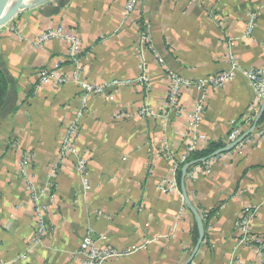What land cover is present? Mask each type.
<instances>
[{
  "label": "crops",
  "instance_id": "1",
  "mask_svg": "<svg viewBox=\"0 0 264 264\" xmlns=\"http://www.w3.org/2000/svg\"><path fill=\"white\" fill-rule=\"evenodd\" d=\"M128 1L49 0L22 11L0 29V61L10 81V100L0 114L2 261L25 253L34 234L30 195L18 176L16 144L32 156L28 174L35 189L53 183L43 201L48 206L47 234L21 264H77L71 256L88 231L102 238L101 247L145 245L108 264H185L190 257L196 223L180 186L179 192L167 189L172 171L163 149L178 159L192 144L194 151L229 145L230 124L252 107L253 93L236 76L205 92L183 89L179 116L168 115L164 125L161 118L139 117L137 111L144 104L162 114L169 72L189 79L214 76L228 69L230 54L245 69L264 70V0H137L130 14L125 11ZM250 15L255 28L246 36ZM145 23L150 25L152 49L140 43ZM58 25L80 40L84 81L134 82L109 89L111 100L86 98L75 144L86 160L87 191L75 159L59 156L65 128L82 106L83 91L71 81L34 91L42 69L71 77L65 42L32 46L39 32ZM142 66L148 73V90L136 83ZM201 98L198 131L206 138L202 143L190 132ZM262 130L264 121L232 151L189 169L185 188L192 205L202 214L214 212L190 264H264V136L258 135ZM55 164L59 174L52 179ZM246 208H258L250 227L253 238L263 242L261 249L239 243L236 222Z\"/></svg>",
  "mask_w": 264,
  "mask_h": 264
},
{
  "label": "built area",
  "instance_id": "2",
  "mask_svg": "<svg viewBox=\"0 0 264 264\" xmlns=\"http://www.w3.org/2000/svg\"><path fill=\"white\" fill-rule=\"evenodd\" d=\"M137 0H129L125 5L126 13H133L136 8ZM246 27V36H251L255 28V17L254 15L249 16ZM4 27V26H3ZM1 29V28H0ZM14 32L13 28H10ZM52 41H63L67 45L68 59L71 66L70 79L62 74H57L55 71H48L42 69L38 71L37 81L34 86V91L38 92L46 85H53L56 87L63 86L68 83V81L76 84L82 91L83 97L82 106L79 110L76 111L74 119L72 122L66 126L63 137L60 142L59 156L60 159H66L68 157H73L75 159V170L80 175L82 187L85 191L89 189V180L88 174L86 171V160L80 155L75 144V137L77 135L80 120L83 115V107L86 102V98L90 95L103 97L105 100H111V96L107 94L109 89L119 86H129L134 83L133 81L128 80H113L110 83H105L103 85H90L88 82L84 81L80 76V66L79 58L81 53V43L78 36L74 32L66 31L64 26L58 25L56 27H49L41 32L35 37L32 46L35 49H39L44 44ZM140 43L141 45L152 49V40L150 34V25L143 24L142 30L140 33ZM229 46L233 45V42L228 43ZM228 46V47H229ZM229 67L226 71H223L214 76H207L200 79H189L182 76H179L176 73L169 72L168 79L169 84L165 94L166 98V109L162 114L157 115L150 107L146 105H140L137 111L139 117H149L153 119L161 118L162 125L167 122V116L172 115L178 117L181 112L179 95L183 89H192L195 88L199 91L205 92L208 88H219L224 84L232 81L236 76H241L247 86L253 93L254 104L248 110V112L238 121L232 122L230 124V131L227 135V143L230 144L236 141L242 133L249 129L252 125V122L255 119V116L258 112V109L261 103L264 100V70L261 69H245L240 66L233 55L228 56ZM159 63L163 61L159 58ZM57 68V66H56ZM167 72V70L165 69ZM141 86H144L146 90L149 88V78L148 73L145 68L142 66V74L136 80ZM203 111V102L202 98L199 100L196 105L194 112L191 116L190 121V132L195 141L206 142L205 136L199 133V125L201 122V113ZM260 137L264 136V130L258 133ZM15 149L20 151L19 163H18V176L24 181L28 188V193L30 195V201L32 204V225H33V238L27 247L25 253H22L16 256L11 261H2L0 264H21L26 261L27 256L34 249H36L45 238L48 227L45 223V212L48 209V206L43 202L48 190L52 187L53 183H48L45 187L35 189V186L29 177L28 170L32 163V156L28 150H22L19 148V145H14ZM164 150V156L169 160L171 164L172 178L168 182L169 190L179 192V186L177 182V172L180 169L179 165H185L188 163L189 155L194 151V145H189L186 149V152L183 156L178 159L173 158L167 149ZM59 168L58 165H54L50 177L53 179L58 177ZM183 206L181 207L180 212H182ZM255 209L246 208L243 212L241 218L236 222V227L239 232V243L245 244L247 246L257 245L258 249L262 248L263 242L261 240L254 239L251 235V223L253 222L255 215ZM102 238H96L91 235V231H88L86 235L81 239L77 248L72 253V260L77 264H108L112 261H118L120 259L129 257L134 253L145 247L144 244L134 245L128 249L118 250L112 247H101L99 242Z\"/></svg>",
  "mask_w": 264,
  "mask_h": 264
},
{
  "label": "water",
  "instance_id": "3",
  "mask_svg": "<svg viewBox=\"0 0 264 264\" xmlns=\"http://www.w3.org/2000/svg\"><path fill=\"white\" fill-rule=\"evenodd\" d=\"M49 0H43L42 2L35 4V5H31V6H25V0H20L18 7L14 8L12 11H10L9 13H7L6 15H4L3 17L0 18V28H2L3 26H5L6 24H8L14 17H16L19 13H21L22 11L32 8V7H36L39 5H42L46 2H48ZM7 2V0H0V12L2 10V8L4 7L5 3ZM264 111V100L262 102L261 108L255 118L254 123L252 124V126L250 127V129L248 131H246L245 133H243L236 141L230 143L229 145H226L223 148H220L216 151H214L209 158L207 159H203L201 160L202 162H205L208 159L217 157L218 155L227 153L232 151L238 144H240L247 136H249L250 134H252L256 127H257V123L260 120V118L262 117ZM198 163V161H191L188 162L187 164H185L182 169H181V176H180V191L182 194V198L184 201V205L185 207L188 209V211L193 215L195 223H196V230H197V240L196 243L193 247V250L190 254L189 259L186 261L185 264H190V262L193 260V258L195 257V255L197 254L199 247L201 245V243L204 240V236H205V229H204V225L202 222V219L197 211V209L192 205L188 195H187V191L185 188V181H186V176L188 174V171L190 168H192L193 166H195Z\"/></svg>",
  "mask_w": 264,
  "mask_h": 264
},
{
  "label": "trees",
  "instance_id": "4",
  "mask_svg": "<svg viewBox=\"0 0 264 264\" xmlns=\"http://www.w3.org/2000/svg\"><path fill=\"white\" fill-rule=\"evenodd\" d=\"M9 84H10V81L6 75V72L5 70L3 69V66L1 64V61H0V114L3 112V110H5L9 100H10V96H9V91H8V88H9ZM264 121V111H263V114H262V117L260 118V120L258 121L257 123V126H260V124ZM221 148V146H214V145H207L205 148H202V149H197L195 151H193L189 157H188V162H191V161H198V163L196 165H199L201 163H205V162H202L201 160L203 159H207L210 157V155L216 151L217 149ZM195 165V166H196ZM184 165H179V170L176 174L177 176V182H178V186H180V176H181V169ZM194 167V166H193ZM198 211V210H197ZM201 219H202V222H203V225H204V229L206 228V225H207V222L210 220V218L214 215V212H209L208 214H202L200 212H198ZM195 235L197 236V232H195Z\"/></svg>",
  "mask_w": 264,
  "mask_h": 264
},
{
  "label": "bare ground",
  "instance_id": "5",
  "mask_svg": "<svg viewBox=\"0 0 264 264\" xmlns=\"http://www.w3.org/2000/svg\"><path fill=\"white\" fill-rule=\"evenodd\" d=\"M43 0H25V6H31L42 2ZM20 0H7L0 12V18L18 7Z\"/></svg>",
  "mask_w": 264,
  "mask_h": 264
},
{
  "label": "rangeland",
  "instance_id": "6",
  "mask_svg": "<svg viewBox=\"0 0 264 264\" xmlns=\"http://www.w3.org/2000/svg\"><path fill=\"white\" fill-rule=\"evenodd\" d=\"M14 18H15V17H14ZM14 18H13V19H14Z\"/></svg>",
  "mask_w": 264,
  "mask_h": 264
}]
</instances>
